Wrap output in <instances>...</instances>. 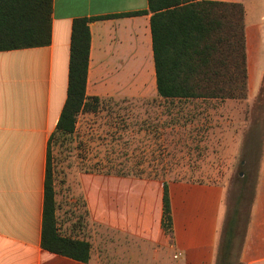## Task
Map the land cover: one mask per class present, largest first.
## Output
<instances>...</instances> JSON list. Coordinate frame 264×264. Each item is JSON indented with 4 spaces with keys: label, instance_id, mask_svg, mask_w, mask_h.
<instances>
[{
    "label": "crops",
    "instance_id": "obj_1",
    "mask_svg": "<svg viewBox=\"0 0 264 264\" xmlns=\"http://www.w3.org/2000/svg\"><path fill=\"white\" fill-rule=\"evenodd\" d=\"M204 1L242 5L247 97H255L264 80V0ZM150 16L147 0H52L48 45L0 51V264H195L188 251L201 245L199 232L216 246L220 187L166 183L169 241L161 228L164 183L81 172L73 193L52 184L53 216L58 236L89 245L88 261L41 248L47 150L66 99L72 22L104 17L88 23L87 98L167 101L156 93ZM67 211L74 228L61 225ZM104 232L141 246L106 249ZM203 258L198 264H210L209 251ZM240 263L264 264V145Z\"/></svg>",
    "mask_w": 264,
    "mask_h": 264
},
{
    "label": "rangeland",
    "instance_id": "obj_2",
    "mask_svg": "<svg viewBox=\"0 0 264 264\" xmlns=\"http://www.w3.org/2000/svg\"><path fill=\"white\" fill-rule=\"evenodd\" d=\"M261 88L255 97L242 99L108 98L90 103V109L76 116L72 134L56 130L49 139L52 184L73 193L79 173L96 172L105 180L132 177L216 185L222 189L216 246L199 232L201 245L189 248L188 256L198 264L196 256L206 261L209 251L210 264H219L223 230L227 220L235 216L228 264H241L240 251L264 145V86ZM71 215L67 211L61 225L65 222L74 228L76 221ZM161 228L170 241L172 225L166 230L161 220ZM104 236L106 249L118 244L127 249L141 246L123 238L116 242V236L109 232Z\"/></svg>",
    "mask_w": 264,
    "mask_h": 264
},
{
    "label": "trees",
    "instance_id": "obj_3",
    "mask_svg": "<svg viewBox=\"0 0 264 264\" xmlns=\"http://www.w3.org/2000/svg\"><path fill=\"white\" fill-rule=\"evenodd\" d=\"M51 2L0 0V51L48 45ZM147 6L151 14L150 33L159 98L226 100L246 97L241 4L204 0H147ZM94 19L78 18L71 25L66 99L56 125L57 131L67 135L73 133L78 113L90 109V103L99 101L98 98L85 96L90 43L88 23ZM227 67L231 69L230 72H224ZM53 211V189L47 159L41 248L86 263L89 245L58 236ZM234 218L227 220L223 230L219 264H228L235 235ZM162 225L166 230L171 227L166 183L163 185Z\"/></svg>",
    "mask_w": 264,
    "mask_h": 264
}]
</instances>
